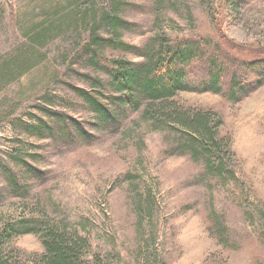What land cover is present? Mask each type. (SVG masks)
I'll return each instance as SVG.
<instances>
[{
  "label": "rangeland",
  "instance_id": "rangeland-1",
  "mask_svg": "<svg viewBox=\"0 0 264 264\" xmlns=\"http://www.w3.org/2000/svg\"><path fill=\"white\" fill-rule=\"evenodd\" d=\"M84 1L105 10L116 1L132 24L121 39L135 47L159 36L211 38L247 58L264 48V0ZM73 3L0 0V54L18 49L28 23L53 9L67 13ZM78 45L74 31L59 36L42 48L46 57L38 67L0 92V161L17 173L10 154L20 147L42 172L27 179L26 167L19 168L27 186L13 190L0 170V223L35 217L67 226L88 240L103 264H264V83L232 102L212 93L176 98L220 120V136L231 141L224 162L237 178L229 186L202 161L173 152L179 134L170 125L134 111L112 125L100 123L67 87L91 91L74 76L88 71L73 62ZM110 55L140 61L130 53ZM60 115L79 121L91 138L30 134L32 125L59 130ZM5 249L17 264H31L44 252L28 233Z\"/></svg>",
  "mask_w": 264,
  "mask_h": 264
},
{
  "label": "trees",
  "instance_id": "trees-1",
  "mask_svg": "<svg viewBox=\"0 0 264 264\" xmlns=\"http://www.w3.org/2000/svg\"><path fill=\"white\" fill-rule=\"evenodd\" d=\"M74 1L67 13L53 9L42 21L28 23L18 49L0 54V92L45 60L42 48L74 31L79 45L73 62L88 70L76 71L74 76L89 84L91 91L67 87L100 123L112 125L116 116L134 111L154 123L170 125L179 134L173 152L189 154L193 160L203 162L206 172L216 171L225 185L235 184L237 178L224 162L231 155V141L220 136V120L213 112L185 107L176 98L180 93L191 92L217 94L231 102L239 100L264 83V48L256 50L258 55L247 58L241 49L227 42L205 37L159 36L145 47H135L121 39V32L130 30L132 24L117 12L116 1L106 10L97 9L91 1ZM114 52L133 54L140 61L113 58L110 54ZM60 117L64 119H60L59 130L56 127L53 131L45 124L41 131L42 126L39 129L32 125L30 134L46 138L75 132L80 138H91L79 121ZM13 154L16 158L10 162L17 173L8 169L4 160L0 161V170L6 174L9 186L20 190V185H27L25 177L19 176V168L26 167L27 179L41 176L42 172L24 160L25 153L20 147L10 155ZM68 230L67 226L35 217L2 219L0 264H17L6 253L5 245L27 233L36 235L44 250L31 264H103L93 255L85 237Z\"/></svg>",
  "mask_w": 264,
  "mask_h": 264
}]
</instances>
